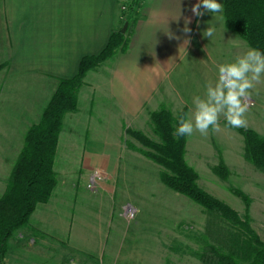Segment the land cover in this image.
Here are the masks:
<instances>
[{
  "label": "crops",
  "instance_id": "0c3cea01",
  "mask_svg": "<svg viewBox=\"0 0 264 264\" xmlns=\"http://www.w3.org/2000/svg\"><path fill=\"white\" fill-rule=\"evenodd\" d=\"M120 1L0 0V164L13 166L26 131L39 121L59 80L74 76L79 61L100 53L121 26L127 10L121 11ZM197 2L141 0L127 50H117L86 74L77 110L64 117L53 165L55 174L57 167L62 172L55 187L59 198H53L54 189L22 230L62 234L60 240L78 254L113 252L114 240L133 220L122 209L115 212L116 205L130 204L116 197L129 195L134 181L143 185L139 192L146 198L160 189L159 169L134 158L124 130H140L149 113L161 108L173 115L186 108L190 115L193 97L215 83L217 66L248 49L226 28L223 11L201 7L203 15L195 16L191 8ZM217 2L223 6L224 0ZM209 24L215 27L211 38L203 35ZM94 170L104 177L89 196L80 185L86 187ZM149 171L156 180H148ZM153 217L165 220L164 214ZM128 235L140 237L133 230Z\"/></svg>",
  "mask_w": 264,
  "mask_h": 264
},
{
  "label": "trees",
  "instance_id": "16d2710c",
  "mask_svg": "<svg viewBox=\"0 0 264 264\" xmlns=\"http://www.w3.org/2000/svg\"><path fill=\"white\" fill-rule=\"evenodd\" d=\"M140 3L141 0H133L128 5V14L121 24H127L124 33L121 26L112 30L100 53L83 57L74 76L59 80L39 121L26 131L0 195V264H5L8 243L14 233L24 229L36 207L47 203L52 196L57 184L53 165L59 134L65 115L77 110V92L84 77L117 50H127L128 36ZM223 16L228 30L238 35L249 48L264 52V0H224ZM181 115L187 116L186 108L175 116L165 108L150 112L149 126L156 140L140 130L126 128L124 133L140 147L127 141L126 146L160 167L158 176L163 185L201 208L206 219L205 240L196 256L199 264H264V242L250 226L247 195L231 189L245 205V215L240 217L231 207L199 187L197 172L185 160L186 137L175 135ZM237 130L243 138L244 159L264 175V137L251 129ZM212 171L222 181L229 176V169L221 157Z\"/></svg>",
  "mask_w": 264,
  "mask_h": 264
},
{
  "label": "rangeland",
  "instance_id": "374dc122",
  "mask_svg": "<svg viewBox=\"0 0 264 264\" xmlns=\"http://www.w3.org/2000/svg\"><path fill=\"white\" fill-rule=\"evenodd\" d=\"M126 13L128 14V10ZM122 27L123 25L120 29ZM261 83L253 90L252 106L247 113L248 124L243 128L251 129L264 137V78ZM92 122L91 119L90 129ZM220 125L219 132L210 129L207 136H201L197 132L187 137L185 160L197 172L199 187L231 207L240 217L245 215V205L231 189L240 190L247 195L250 226L264 242V175L244 159L243 138L238 128L227 126L223 117ZM138 127L144 134L156 140L149 122H144ZM124 136L125 142L140 147L131 137ZM132 152L135 159H142V162L150 164L153 170L154 166L160 169L136 150ZM220 157L229 169V176L225 181L220 180L212 171ZM10 166L11 162L0 164V194L5 188ZM61 175L62 172L57 167V181H60ZM146 177L149 181L156 180L154 171L153 173L149 171ZM157 179L160 189L156 190L153 198H146L139 192L141 183L138 181L129 184V195L122 193L123 196L116 197V200L129 201L136 214L131 225L124 223L126 227L123 228L120 237L114 240L115 243H112V253L107 251L102 255L91 253V256L78 254L68 250L64 240H60L62 234L53 233L55 235L53 237L41 232L30 234L29 231L19 229L8 243L5 264H199L196 256L205 240L203 236L206 217L197 204L167 188L160 182L159 176ZM152 184L148 182V185ZM80 188L85 194L92 196L85 186L80 185ZM59 190L55 189L53 198H59ZM95 202L92 201L91 205L96 206ZM121 209L122 213L123 208L120 205L115 206L116 213ZM153 214L161 217L164 214L165 220H158ZM131 230L140 237L126 236ZM20 232H23L22 238L19 236Z\"/></svg>",
  "mask_w": 264,
  "mask_h": 264
},
{
  "label": "clouds",
  "instance_id": "9594fccd",
  "mask_svg": "<svg viewBox=\"0 0 264 264\" xmlns=\"http://www.w3.org/2000/svg\"><path fill=\"white\" fill-rule=\"evenodd\" d=\"M204 12L222 13L223 6L217 0H198L193 4L191 12L199 17ZM187 22L183 31L188 33ZM215 27L210 25L204 30L203 35L211 38ZM171 36V34H169ZM264 78V52L250 47L232 62L222 63L217 66V79L215 83H208L203 96L192 99L190 115H181L175 135L190 137L194 133L207 136L209 130L219 132L220 120L223 117L227 126L231 128L247 127V113L252 106V94L256 85Z\"/></svg>",
  "mask_w": 264,
  "mask_h": 264
},
{
  "label": "built area",
  "instance_id": "2783aa9c",
  "mask_svg": "<svg viewBox=\"0 0 264 264\" xmlns=\"http://www.w3.org/2000/svg\"><path fill=\"white\" fill-rule=\"evenodd\" d=\"M132 2H133V0H121L120 1L121 11L125 12L127 10L128 5ZM103 177L104 176L100 170L92 171V173L90 174L89 180L87 182V185H86L87 189L90 191L95 190L97 184L103 180ZM135 214H136V210L133 206L127 204L123 207L122 215L126 219L132 220L135 217Z\"/></svg>",
  "mask_w": 264,
  "mask_h": 264
},
{
  "label": "water",
  "instance_id": "95a60500",
  "mask_svg": "<svg viewBox=\"0 0 264 264\" xmlns=\"http://www.w3.org/2000/svg\"><path fill=\"white\" fill-rule=\"evenodd\" d=\"M126 27H127V24L125 23V24L123 25L122 29H121V32H122V33H124V32H125V30H126Z\"/></svg>",
  "mask_w": 264,
  "mask_h": 264
}]
</instances>
